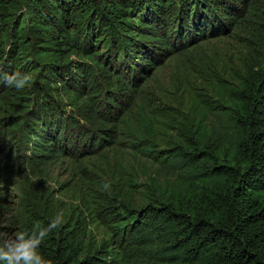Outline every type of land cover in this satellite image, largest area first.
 <instances>
[{
  "label": "trees",
  "instance_id": "16d2710c",
  "mask_svg": "<svg viewBox=\"0 0 264 264\" xmlns=\"http://www.w3.org/2000/svg\"><path fill=\"white\" fill-rule=\"evenodd\" d=\"M251 1L12 0L20 14L12 46L0 48V74L33 79L23 90L0 82V112L13 132L25 130L39 157L79 155L114 138L115 98L107 101L104 90L128 92L131 72L135 87L141 69L153 68L141 61L158 64L171 41L187 47L230 33ZM259 42L262 59L228 100L226 128L199 123L179 148L152 154L177 180L153 184L141 206L114 210L103 197H85L86 209L71 211L41 253L54 264H111L120 254L156 255L163 264H264V34ZM69 112L83 121L76 135ZM89 224L108 229L115 254Z\"/></svg>",
  "mask_w": 264,
  "mask_h": 264
},
{
  "label": "rangeland",
  "instance_id": "374dc122",
  "mask_svg": "<svg viewBox=\"0 0 264 264\" xmlns=\"http://www.w3.org/2000/svg\"><path fill=\"white\" fill-rule=\"evenodd\" d=\"M243 10V20L230 33L193 40L187 47L171 41L172 53L161 62L141 61L153 68L141 69L135 87L131 72L132 79L125 82L131 86L128 92L104 90L107 101L115 98L114 103L109 101L116 106L111 109L116 120L109 127L114 138L106 137L112 144L101 141L93 148L89 144L79 155L39 157L25 130L13 132L11 120L0 112V241L17 231H30L39 220L58 213H62V225L66 224L71 211L85 210L86 198L89 201L91 196L103 197L114 210L141 206L152 197L153 184L177 180L178 174L152 154L179 148L199 123L225 129L228 100L248 66L262 59L259 38L264 34V0H252ZM19 14L12 0H0V48L12 46L9 40ZM69 115L74 123L70 131L76 135L83 121L77 114ZM69 145L75 152V144ZM87 150L92 154L84 157ZM88 226L97 240L105 238L112 244L110 251L115 254L117 241L108 229ZM115 259L111 264L164 262L156 255L131 258L120 254Z\"/></svg>",
  "mask_w": 264,
  "mask_h": 264
},
{
  "label": "clouds",
  "instance_id": "9594fccd",
  "mask_svg": "<svg viewBox=\"0 0 264 264\" xmlns=\"http://www.w3.org/2000/svg\"><path fill=\"white\" fill-rule=\"evenodd\" d=\"M30 72L0 74V82L7 87L23 90L32 82ZM108 188V185H105ZM63 222L62 213L54 216L47 225L35 223L30 231H17L11 238L0 241V264H54L40 251L47 237L58 229Z\"/></svg>",
  "mask_w": 264,
  "mask_h": 264
}]
</instances>
